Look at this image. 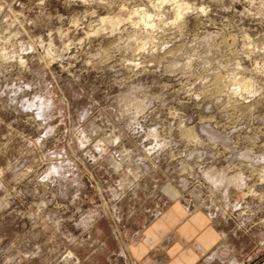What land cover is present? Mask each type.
Here are the masks:
<instances>
[{
    "label": "rangeland",
    "instance_id": "rangeland-1",
    "mask_svg": "<svg viewBox=\"0 0 264 264\" xmlns=\"http://www.w3.org/2000/svg\"><path fill=\"white\" fill-rule=\"evenodd\" d=\"M132 176L264 264V0H0V264H130Z\"/></svg>",
    "mask_w": 264,
    "mask_h": 264
},
{
    "label": "crops",
    "instance_id": "crops-1",
    "mask_svg": "<svg viewBox=\"0 0 264 264\" xmlns=\"http://www.w3.org/2000/svg\"><path fill=\"white\" fill-rule=\"evenodd\" d=\"M130 180L128 211L114 237L130 264H214L224 258L229 232L209 212L195 208L171 182Z\"/></svg>",
    "mask_w": 264,
    "mask_h": 264
}]
</instances>
